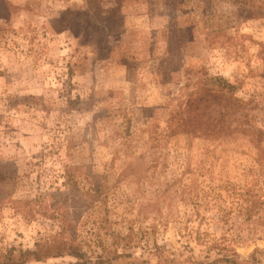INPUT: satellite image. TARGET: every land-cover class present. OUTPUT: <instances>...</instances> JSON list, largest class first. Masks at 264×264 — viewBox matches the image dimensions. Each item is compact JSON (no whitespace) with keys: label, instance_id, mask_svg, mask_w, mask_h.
<instances>
[{"label":"rangeland","instance_id":"rangeland-1","mask_svg":"<svg viewBox=\"0 0 264 264\" xmlns=\"http://www.w3.org/2000/svg\"><path fill=\"white\" fill-rule=\"evenodd\" d=\"M0 264H264V0H0Z\"/></svg>","mask_w":264,"mask_h":264},{"label":"trees","instance_id":"trees-1","mask_svg":"<svg viewBox=\"0 0 264 264\" xmlns=\"http://www.w3.org/2000/svg\"><path fill=\"white\" fill-rule=\"evenodd\" d=\"M218 81H224L222 79H217ZM218 88V87H217ZM233 86L232 85H229V84H226L224 85V87H219L218 89L220 90H229V89H232ZM68 245V243L66 241H64L63 239H59L58 240L55 238L49 242H46V243H41V244H38L37 245V250L34 251V252H27L24 254V256L26 257V260L24 262H28V261H31V260H35V261H42L43 260V253L44 252H52V251H55V250H62L63 248L65 249ZM62 248V249H61ZM70 248H72L70 246ZM45 249V250H44ZM76 248L74 247V251L70 252V256L72 255L73 257H76V258H80L83 256L81 253H79V251L75 250Z\"/></svg>","mask_w":264,"mask_h":264}]
</instances>
